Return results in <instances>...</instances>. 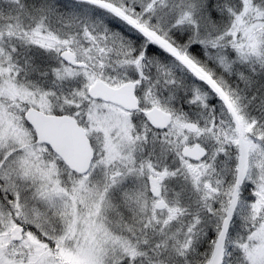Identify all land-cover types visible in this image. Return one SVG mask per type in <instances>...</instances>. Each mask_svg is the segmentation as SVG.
<instances>
[{"label": "snow or ice", "instance_id": "snow-or-ice-1", "mask_svg": "<svg viewBox=\"0 0 264 264\" xmlns=\"http://www.w3.org/2000/svg\"><path fill=\"white\" fill-rule=\"evenodd\" d=\"M0 264H264V0H0Z\"/></svg>", "mask_w": 264, "mask_h": 264}]
</instances>
